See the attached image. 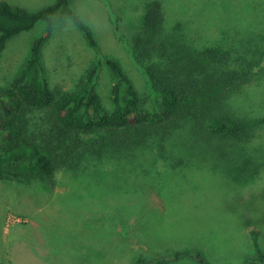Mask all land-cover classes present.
<instances>
[{"label":"rangeland","instance_id":"obj_1","mask_svg":"<svg viewBox=\"0 0 264 264\" xmlns=\"http://www.w3.org/2000/svg\"><path fill=\"white\" fill-rule=\"evenodd\" d=\"M7 1L38 10L54 0ZM146 1L70 0L97 47L69 20L60 21L43 51L52 85L67 89L96 65L98 91L110 106L105 61L111 57L138 92L152 100L147 74L128 43ZM163 1L168 21L186 23L201 43L225 33L229 39L264 44V0ZM43 28L39 22L7 42L0 63L2 87L21 68ZM258 77L246 103L236 101L238 113L264 115V69ZM178 143L175 170L151 155L138 160L149 174L115 163L85 175L62 172L55 187L42 191L0 182V264H131L138 254L153 260L194 248L213 264H239L251 252L248 229L253 227L260 231L264 250V124L250 139L226 145L198 134ZM170 264L196 263L182 258Z\"/></svg>","mask_w":264,"mask_h":264},{"label":"trees","instance_id":"obj_2","mask_svg":"<svg viewBox=\"0 0 264 264\" xmlns=\"http://www.w3.org/2000/svg\"><path fill=\"white\" fill-rule=\"evenodd\" d=\"M62 20L97 47L70 0H54L38 10L0 0V63L10 39L39 22L44 27L21 68L5 87L0 85L1 183L42 191L55 187L62 172L85 175L115 163L149 174L138 160L151 155L165 169L175 170L178 142L185 136L198 134L206 142L226 145L250 139L264 124V115L239 114L235 107L236 101L246 103L247 92L259 81L264 44L229 39L225 33L198 42L186 23L168 21L163 0H148L128 43L155 97L138 92L121 63L110 57L105 61L111 84L106 106L97 88L96 65L67 89L50 82L43 51ZM248 235L251 252L239 264H264L260 231L253 227ZM182 258L213 264L196 248L153 260L138 254L131 264H170Z\"/></svg>","mask_w":264,"mask_h":264}]
</instances>
